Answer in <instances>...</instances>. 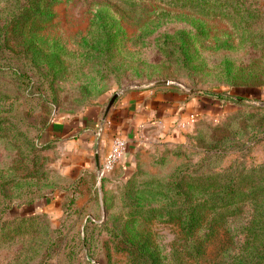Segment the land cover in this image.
I'll list each match as a JSON object with an SVG mask.
<instances>
[{
	"label": "rangeland",
	"instance_id": "rangeland-1",
	"mask_svg": "<svg viewBox=\"0 0 264 264\" xmlns=\"http://www.w3.org/2000/svg\"><path fill=\"white\" fill-rule=\"evenodd\" d=\"M14 4L0 0L1 30L28 54L0 69V204L12 207L0 264H132L129 236L161 264H230L252 203L207 210L186 232L174 184L202 200L229 171L259 170L252 178L264 183V0H52L22 35L5 28L25 0ZM1 50L0 65L14 61L16 49ZM38 52L53 56V80L29 64ZM135 87L207 101L195 117L145 127L127 164L99 181L97 170L73 178L59 141L47 140L51 124Z\"/></svg>",
	"mask_w": 264,
	"mask_h": 264
},
{
	"label": "trees",
	"instance_id": "trees-1",
	"mask_svg": "<svg viewBox=\"0 0 264 264\" xmlns=\"http://www.w3.org/2000/svg\"><path fill=\"white\" fill-rule=\"evenodd\" d=\"M17 2L18 0H15V4ZM50 2L52 0H25V4L20 5L16 11H13L15 9L12 10V20L16 22L12 25L7 24L5 26L7 33H11L20 28L19 33L22 35L24 25L28 21V18L35 14H41L40 10L42 6L49 5ZM2 28L0 26V56L7 54L4 50H1L2 47L11 48L12 50L16 49V52L12 57L14 61L3 58L4 61L1 63L0 69L9 68L8 63L21 66L23 63L18 57V53L24 55L28 52V48L21 41L14 43L15 45L13 47L10 46L9 37L6 36L4 38ZM11 39L15 40L12 36ZM48 55V53L42 52H38L36 55H29V64L36 67L39 64L38 61H40V63L44 64V66H41L43 71H45L44 74L53 76V80L56 73L53 67V56L50 58ZM36 57H39L40 60H36ZM62 68L65 67H59V69ZM18 72L22 76H28L27 71L24 69ZM242 92L243 95L247 92L249 95L254 96L258 90L255 87H236L234 94L243 96ZM1 128L2 130L5 129L3 127ZM258 172L259 170H250V174H244L241 170H233L226 174H220L218 177H224L223 183H216L214 185L219 186L221 189L209 199L195 200L191 196L193 191L189 187L190 184H188L189 189L186 191L181 190L179 183L175 182L174 184L176 188L175 193L179 196V204L174 210L177 212L179 218L182 219V228L186 232H191L194 229L202 218L203 213L207 210L225 208L230 214H234V211L240 204H244L246 201L252 203L251 212L248 213L247 218L242 222L244 230L242 237L240 239L239 237L236 238V257L232 259L230 264H264V198L259 199L258 195L260 191L264 192V183L259 185V183H256V179L252 178V174H258ZM7 182H9V179ZM3 194L7 195L5 192ZM0 205H2L0 206V227H3L6 224V220L3 217L5 214L10 213L12 207L4 202ZM12 217H19V215ZM131 240H133V237L130 236L126 240L122 238V242L135 251V258L132 259V264H161L158 252L147 241L131 242ZM195 246H193L196 249L195 251L201 254Z\"/></svg>",
	"mask_w": 264,
	"mask_h": 264
},
{
	"label": "crops",
	"instance_id": "crops-1",
	"mask_svg": "<svg viewBox=\"0 0 264 264\" xmlns=\"http://www.w3.org/2000/svg\"><path fill=\"white\" fill-rule=\"evenodd\" d=\"M185 96L183 93L157 92L138 87L122 90L110 106L103 126L102 119L106 109L93 105L87 107L75 119H57L48 129L47 140L59 141L65 171H70L73 178L82 172L97 170L110 148L113 137L117 135L126 143L120 164L125 166L131 148L139 140L145 127L157 121L176 122L201 113L202 104L207 99L194 96L184 103ZM108 104L109 102L105 108ZM175 104L176 112L173 109Z\"/></svg>",
	"mask_w": 264,
	"mask_h": 264
},
{
	"label": "built area",
	"instance_id": "built-area-1",
	"mask_svg": "<svg viewBox=\"0 0 264 264\" xmlns=\"http://www.w3.org/2000/svg\"><path fill=\"white\" fill-rule=\"evenodd\" d=\"M104 123H106V117L102 119V126ZM125 144V140L121 136L117 135L113 137L110 148L97 169L98 181L121 163L125 152Z\"/></svg>",
	"mask_w": 264,
	"mask_h": 264
},
{
	"label": "water",
	"instance_id": "water-1",
	"mask_svg": "<svg viewBox=\"0 0 264 264\" xmlns=\"http://www.w3.org/2000/svg\"><path fill=\"white\" fill-rule=\"evenodd\" d=\"M117 97V93L110 99V101H109V104H108V106H107V108H106V110H105V112H104V117L106 116V114L108 113V110H109V108H110V106L112 105V103L114 102V100H115V98ZM103 117V118H104Z\"/></svg>",
	"mask_w": 264,
	"mask_h": 264
}]
</instances>
